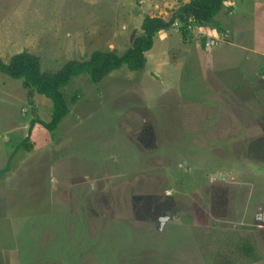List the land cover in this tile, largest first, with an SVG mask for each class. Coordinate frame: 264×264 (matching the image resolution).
Instances as JSON below:
<instances>
[{
  "label": "rangeland",
  "instance_id": "obj_1",
  "mask_svg": "<svg viewBox=\"0 0 264 264\" xmlns=\"http://www.w3.org/2000/svg\"><path fill=\"white\" fill-rule=\"evenodd\" d=\"M188 1L0 0V60L28 51L55 72L121 54L144 16L169 19ZM145 58L141 71L74 78L63 93L76 102L52 132L31 126L52 102L0 73V264H213L247 232L263 256L264 0L176 22Z\"/></svg>",
  "mask_w": 264,
  "mask_h": 264
},
{
  "label": "trees",
  "instance_id": "obj_2",
  "mask_svg": "<svg viewBox=\"0 0 264 264\" xmlns=\"http://www.w3.org/2000/svg\"><path fill=\"white\" fill-rule=\"evenodd\" d=\"M228 1L230 0H189L178 7L169 19L146 15L143 17L140 26L141 34L136 35L131 46L121 54L116 51L95 50L82 60H69L57 71L49 72L41 69L40 58L37 55L28 51H21L13 54L6 63L0 60V73L13 79H21L22 87L27 89L30 95L36 93L52 102L51 119L48 122L40 119H33L31 122V126L38 123L48 132H52L62 119L68 115L71 105L76 102L75 96L67 99L63 93V89L74 78L87 75L92 83H98L109 73L123 65L131 71H141L146 64L145 53L151 50L154 37L160 31L171 28L176 22L212 23L215 16L222 10L223 4ZM182 31V36L185 37L186 28ZM31 126L29 129H31ZM18 147L25 151L32 149L27 137L22 140ZM9 170L10 164L8 161L6 166L0 169V176ZM234 241L230 243L231 249L227 255L216 252L211 263L232 264L230 256L237 253L246 258H255L253 248L248 246L244 239L238 242L237 240Z\"/></svg>",
  "mask_w": 264,
  "mask_h": 264
},
{
  "label": "crops",
  "instance_id": "obj_3",
  "mask_svg": "<svg viewBox=\"0 0 264 264\" xmlns=\"http://www.w3.org/2000/svg\"><path fill=\"white\" fill-rule=\"evenodd\" d=\"M162 32H164V31H160L159 33H162ZM251 173L252 174H250V178L252 179V180H254L255 178H254V176L255 175H259V173L258 172H256V171H254V170H252L251 171ZM264 175V174H263ZM247 190V189H246ZM264 211V209H261V210H259V211H257L258 213H255V220H256V222L257 223H260V222H258V217H259V215H260V217L262 218V215H261V212H263ZM243 217L245 216V214H243L242 215ZM259 232V231H258ZM242 235L243 236H240L241 237V239L240 240H247V244H248V246H250L251 248H253V250H254V253L256 252V250H255V246H254V244H251L250 242H249V239H251V236H250V234H248V232H247V234H245V233H242ZM261 237V236H260ZM262 238V237H261ZM264 246V245H263ZM261 247V249H262V252L264 251V247ZM255 255V254H254ZM260 256V258H264V252H263V256L261 257V255H259ZM259 256L257 257L258 259H255V258H253L254 260L253 261H251V262H254V263H256L258 260H259ZM261 260V259H260Z\"/></svg>",
  "mask_w": 264,
  "mask_h": 264
},
{
  "label": "built area",
  "instance_id": "obj_4",
  "mask_svg": "<svg viewBox=\"0 0 264 264\" xmlns=\"http://www.w3.org/2000/svg\"><path fill=\"white\" fill-rule=\"evenodd\" d=\"M261 215H262V218L264 219V211H263V212H261Z\"/></svg>",
  "mask_w": 264,
  "mask_h": 264
}]
</instances>
